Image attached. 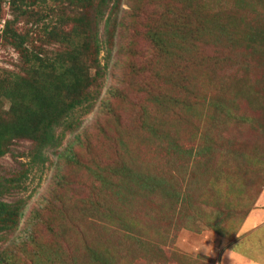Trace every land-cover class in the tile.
Instances as JSON below:
<instances>
[{
    "label": "rangeland",
    "instance_id": "374dc122",
    "mask_svg": "<svg viewBox=\"0 0 264 264\" xmlns=\"http://www.w3.org/2000/svg\"><path fill=\"white\" fill-rule=\"evenodd\" d=\"M169 1L141 0L133 6L132 0H124L121 13L124 25L118 29L111 55L107 47L102 50V77L92 89L104 102H99L90 116L80 117L82 128L79 132L64 133L59 149L44 150L45 165L40 160L33 163L32 156L37 153V146L26 140L17 141L12 148L13 153L0 160V179L29 170L24 189L14 190L5 198L9 203L25 202L26 209L19 230L6 241H0V264H5L2 263L5 252L19 258L23 264H59L55 259L38 260L34 256L33 239L38 237L39 243L51 253L54 238L45 224L50 215L53 216L51 210L63 208L73 211V206L79 208V199L91 200L89 170H94L95 163L102 168L115 164L114 159L117 158V162L121 154V142L126 145L124 154L128 155L124 158L127 163H135L141 169L153 170L173 180L176 176L174 182L182 192L181 202L174 205L161 197L152 200L144 196L134 200L132 211L146 232L145 243L125 241L122 250H127V253L123 259L120 258L122 264H126L124 259L129 260V257L132 259L130 264H154L151 260L155 257H166L164 264H264V55L254 53V49L244 42L224 52L206 38L195 55L197 61L206 58L205 68H190V76L195 79L187 78L193 80L190 88L197 84L199 95L203 97L196 104L198 108L194 107L192 113L179 118L170 114L171 120H168L163 119L162 111L150 105V115L158 118L159 123L149 126L144 119V109L148 105L147 98L155 93L156 81L146 70V64L162 57L149 46L145 34L147 16L158 12V4L166 7ZM179 1L182 0H173L172 4ZM253 2L259 3L258 0ZM248 3L250 0H203L202 8L208 11V15L222 12L227 21L238 20L239 36H242L257 23V18L245 10ZM9 8L7 1L3 10L4 21L12 20ZM4 23L0 27V35ZM19 26V31H27L24 23ZM34 42L35 46L42 44L36 37ZM50 49L59 51L61 47L55 45ZM218 55L230 63L215 66L211 59ZM236 58L243 65L250 66L238 83L232 79L234 71L239 70L234 62ZM20 69L19 53L0 38V78L21 74ZM215 70L222 71L219 77H226L222 83L227 82V87L222 86L217 92L215 85L210 84ZM96 72L92 71L93 77L98 76ZM179 78L177 75L172 79ZM194 97H190L191 101ZM218 98L226 106L224 110L216 111L212 107ZM105 103L112 111H105ZM184 116L190 119L188 124L180 123ZM105 131L109 132V137L102 135ZM63 132L64 129H59L58 136ZM154 132L162 134L153 135ZM116 136L119 142L114 143ZM156 136L166 137V141ZM204 136L208 137L207 142L211 141L209 144L213 149L208 156H198L197 151L205 142ZM174 145L194 151L196 160L181 157L184 164L174 156L171 149ZM68 148H72L85 164L84 172L62 166L64 162L59 155ZM221 164L225 167L231 165L235 174L224 176L219 169ZM62 169L71 182L67 195L78 197L74 200L69 201L65 193L58 201L51 195ZM227 177H232L231 183H225ZM136 194L137 191L132 190L131 197L136 198ZM46 201H53V204H45ZM92 222L93 226H89L92 235L101 240L108 238L100 222ZM70 245L67 248L71 253L65 254L63 259L66 264L76 261L78 264L90 263L83 260L85 249L77 250L81 243L73 240Z\"/></svg>",
    "mask_w": 264,
    "mask_h": 264
},
{
    "label": "trees",
    "instance_id": "16d2710c",
    "mask_svg": "<svg viewBox=\"0 0 264 264\" xmlns=\"http://www.w3.org/2000/svg\"><path fill=\"white\" fill-rule=\"evenodd\" d=\"M7 1L12 20L4 21L3 10ZM140 1L132 0V5ZM172 1L166 7L158 4V12L147 16L148 28L145 34L149 46L162 57L146 64V70L156 81L155 93L147 98L148 105L144 109V119L149 126H157L159 123L158 118L150 115V105L162 111L163 119L168 120H171L170 114L179 118L192 113L194 107L198 108L196 104L203 97L199 95L197 84L190 88V81L193 80L187 78L193 77L190 76V68H205L206 58L197 61L195 55L199 52L200 45L206 42V38L210 39L211 45L221 47L224 52L244 42L254 49V53L261 52L264 55L262 0H258L259 3H252L253 0H250L245 8L258 20L242 36H239L238 20L233 18L234 21H227L222 12L208 15V11L202 8L203 0H182L173 4ZM124 6V0H0V27L5 22L0 38L19 53L22 71L21 74H9L0 78V160L13 153L12 148L17 141L26 140L37 146L38 151L32 156L33 163L40 160L45 165L47 158L43 155L44 150L59 149L64 133L79 132L82 128L80 117L90 116L98 103L104 102L92 89L102 77L101 52L107 47V52L111 55L118 29L124 25L121 20ZM22 23L27 26L25 32L18 29ZM34 37L42 44L35 46ZM55 45L60 46L61 50L50 49ZM211 61L215 66H227L230 63V60L220 55ZM234 62L239 70L234 71L232 79L234 83H238L250 66L243 65L237 58ZM92 71H97L98 76L93 77ZM220 73L223 74L217 70L212 73L214 78L210 84L215 85V92L221 90L222 86L227 87V82L222 83L226 77H219ZM177 75L182 79H172ZM192 96L195 97L191 101ZM212 107L216 111L226 108L219 98ZM106 110L110 111L111 108L105 103ZM179 112H182L180 116ZM189 122L190 119L186 116L180 120L181 124ZM61 128L64 129L63 135L58 136ZM158 134L162 133H153ZM102 135L110 136L108 131ZM156 138L166 141V137ZM207 140L208 137L204 136L205 142L196 155H210L213 148L209 144L211 141ZM117 141L118 136L114 138V143ZM88 145L89 143L87 149ZM120 147L119 160L116 162L117 158H113L115 164L110 163L111 166L102 168L95 163L94 170H89L91 200L79 199V208L73 206V211H65L63 208L51 210L53 216L50 215L45 222L49 234L54 238L51 253L45 245L39 243L38 237H29L33 239L34 256L38 260L55 259L59 264H66L63 260L65 254L71 253L67 246L71 247L70 243L75 240L81 243L77 250L85 249L86 256H83V260L90 261L89 264H122L120 260L127 253V250H122L125 241L135 240L141 245L145 243L146 232L142 230V223L132 211L134 200L145 196L152 200L160 197L168 199L172 205L181 202L182 192L174 182L176 176L173 180L153 170L141 169L135 163H127L124 158L128 155L124 154L126 145L121 142ZM171 149L174 156L182 162L181 157L196 160L192 150H183L178 145ZM59 158L64 162L63 167L85 171V164L72 148H68ZM231 168V165L225 167L221 164L219 169L224 176H233L235 171ZM28 177L29 170L0 179V241H6L22 224L25 202L9 203L5 198L14 190L24 189L23 184L28 181ZM67 179L69 176L62 169L58 182L51 191L52 197L57 201L62 199V193L67 195L68 188L71 187V182ZM225 180V183H231L232 177ZM132 190L137 191L136 198L131 197ZM67 197L69 201L78 198ZM45 204L52 205L53 201H46ZM37 216L40 217V214L37 213ZM92 220L100 222L101 229L108 233V238L101 240L92 235L89 228L93 226ZM128 253L130 256L131 252ZM138 255L140 257L139 253ZM165 258L155 257L151 262L164 264ZM124 260L126 264L132 262L130 257L129 260ZM2 263L23 264L19 258L7 252L2 256ZM73 264H78V261Z\"/></svg>",
    "mask_w": 264,
    "mask_h": 264
},
{
    "label": "clouds",
    "instance_id": "9594fccd",
    "mask_svg": "<svg viewBox=\"0 0 264 264\" xmlns=\"http://www.w3.org/2000/svg\"><path fill=\"white\" fill-rule=\"evenodd\" d=\"M225 255H227V250H225ZM229 258V260L231 259V257H228Z\"/></svg>",
    "mask_w": 264,
    "mask_h": 264
}]
</instances>
